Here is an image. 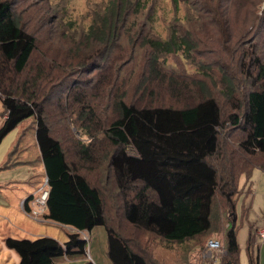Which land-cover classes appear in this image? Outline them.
Segmentation results:
<instances>
[{"label":"trees","instance_id":"1","mask_svg":"<svg viewBox=\"0 0 264 264\" xmlns=\"http://www.w3.org/2000/svg\"><path fill=\"white\" fill-rule=\"evenodd\" d=\"M46 1L0 0V100L5 111L0 144L11 131H18V139L2 167L31 165L32 174L26 183L38 190L46 181L48 188L45 218L77 231L70 232L64 243L49 235L7 237L6 245L19 254L18 264H67L57 259L74 252L86 253L87 241L78 231L100 224L108 231L110 264H163L150 257L144 247L135 249L109 223L102 190L81 171L83 161L96 160L94 140L105 137L114 147L106 155L108 171L123 196V215L130 224L168 242L198 239V245L204 244V248L215 231L214 207L220 194L221 211H234L223 222L227 227L223 264H240L235 209L241 177L251 178L255 168L264 170V44L256 40L264 41V11L260 15L258 5L261 0H202L204 12L198 18L187 16L188 27L173 25L165 40L144 35V43L157 52L148 62L147 76L143 73L138 85L137 92L142 96L134 103L118 95L115 114L107 126L105 121L95 119V110L105 95L92 93L95 97L88 104L86 92L90 91L83 85L95 86V78L90 75L107 69L103 48L119 35V30L124 31L133 16L126 28L127 36L132 35L145 2L108 0L106 6L93 10L92 22L82 33L83 44L76 50L77 44L73 40L72 45L70 39L76 33L74 21L62 24L64 18L58 21L56 12L49 15L52 7L41 6ZM179 1L173 0L176 10ZM40 30L46 32L47 39L36 34ZM142 33L139 30L136 34ZM56 35L60 36L58 39H70V43L54 40ZM39 38L44 45L39 44ZM249 39L255 41L251 52L245 50L244 44ZM197 49L203 50L200 55H213V62L201 61L199 69L213 80L211 68L216 66L215 79L225 87L224 100L231 101L237 112L224 110L222 100L205 79L182 86L172 76L165 79L159 71L158 52L182 51L191 60ZM77 74L78 78L71 81ZM155 77H160L158 83ZM259 83L261 87L257 86ZM240 84L245 85L242 98L237 93ZM66 92L69 105L81 103V123L77 116H67L69 107L66 100L63 103ZM169 94L176 95L179 105L167 102ZM28 121L34 122L33 127H24ZM227 121L242 128V137L235 139V147L227 143L232 134L221 139ZM59 124L71 136V150L65 144L68 141L54 133ZM98 133H103V137L98 138ZM84 136L90 137L91 144L83 141ZM29 140L31 145L27 144ZM260 154L263 159L254 160ZM32 197L30 194L28 200ZM25 209L30 211L27 203ZM251 242L252 235L248 248ZM191 261L190 264L204 263L200 257L192 256ZM253 263L250 255V264Z\"/></svg>","mask_w":264,"mask_h":264},{"label":"rangeland","instance_id":"2","mask_svg":"<svg viewBox=\"0 0 264 264\" xmlns=\"http://www.w3.org/2000/svg\"><path fill=\"white\" fill-rule=\"evenodd\" d=\"M134 1L136 0H130L129 2L134 3ZM142 1L145 2L144 9L141 10L143 12L139 13L136 17L138 24L134 27V30L131 33L132 35L129 37L127 36L126 28H128L130 22L133 21V16L129 18L128 23L124 27V31L119 30V35L115 37L109 46H105V49L103 48L102 54H105L104 58L107 69L102 72H94L93 75H90L94 76V85L97 86V88L95 86L91 87V84L83 85L87 91H90L86 92L88 104L92 103L93 98L95 97L92 93L96 94L98 92L101 95H105L100 101V106L95 110V119L105 121V126L109 124L115 114L113 111L114 102L118 95H123L127 102L134 103H137L142 96L141 92H137L138 85L141 83L143 73H147L146 69L150 58L157 52L153 51L148 44L144 43L143 36L147 34L150 38L165 40L170 37L171 27L173 25L178 26V28H186L189 26V23L186 21L187 16L198 18L202 12H204L202 0H180L178 10L175 9L173 0ZM256 2L258 3V0H256ZM107 3L108 0H47L46 3L41 6H51L52 12L49 13V15L56 12V15H58V21L61 18H64L62 24L64 21H74L76 33L70 39L71 44L73 40L74 43L77 44V47L73 46L77 50V48H81L80 46L83 44L82 33L86 31L92 22L93 10L106 6ZM247 5L248 1H245L244 6ZM258 5L260 8L259 14L262 15L264 11V0H261ZM219 16L220 15H218V17ZM99 21L102 26V19H99ZM31 26L34 28V21L31 22ZM121 26L122 22L119 23V27ZM191 28L193 29V27ZM135 30L136 32L134 33ZM139 30H143L141 35L136 34ZM37 32L38 33L36 34L41 38H46V32H44V30ZM58 36L59 35H56L54 40L58 39ZM243 36L248 37L246 33H244ZM41 38H39V44L44 45ZM70 39L59 38L58 41L63 44H69ZM256 40H258V43L262 42L264 44L262 39L257 38ZM244 44H246L245 50H248V52L254 51L255 41L253 39L244 41ZM199 51L203 50H193L192 57H190L191 60L185 58L182 51L173 53L158 52L157 67L160 69L159 71L161 73L165 74V79L168 80L172 76L176 81L180 82L182 86H185L186 84L192 85L194 84V80L199 81L200 79H205L207 83H210L212 90L218 96L220 101L222 100L221 103L224 110L227 113L237 112V109L232 106L231 101L224 100L223 91L225 87L215 79L218 78L216 66L212 65L211 68L213 71L211 74L214 76L213 80L209 77H205L199 69V62H213V55H209L207 52L200 55ZM240 52L242 53V51ZM75 57L76 54L73 52V59ZM231 65L232 70L235 73L236 67L234 62H231ZM251 68L254 70L253 66ZM211 69H209V71H211ZM145 76H147V74H145ZM77 78L78 74L74 75L71 81L76 80ZM159 80L160 77L154 78L156 83H158ZM257 86L261 87L262 84L260 85L259 83ZM192 92L196 94L195 90ZM237 93L241 98L244 97V84H240L239 88H237ZM67 94H69V92H66L63 95V103L66 100L65 103L68 104L69 107L67 116H77L76 120H79L81 123L84 119V116L81 115V103L77 102L69 105ZM166 98L167 102L179 105L175 94H169ZM143 99L145 100L146 97ZM182 100L183 98L180 99V102H182ZM243 110V108L239 110V113H242ZM55 112L60 115L59 111L55 110ZM4 116L5 111L0 100V125ZM33 125V121H28L24 127H33ZM64 128L65 126L59 124L57 130H54V133L60 137L62 136L64 140L68 141L65 142V144L68 149L71 150L73 146L71 143L72 139L71 136L67 134V131L63 130ZM71 129L75 132L74 135L79 139L80 135L76 133L75 127L72 124ZM241 129V125L233 126L231 121H227L222 128L221 139L223 140L228 134H232V139L227 140V143L235 147V139L237 140L242 137L243 133ZM16 132V130L11 131L1 142L0 163L1 159L6 157L8 153L7 149L9 148ZM29 132L32 134L31 131ZM238 133L240 135H237ZM97 135L98 138L103 137V133H98ZM89 139L90 137H83V141L85 140L87 143L90 141ZM30 142H32V140H29L27 144L31 145ZM91 142L92 140L90 141V144ZM93 145H95L94 155L96 160L94 162L83 161L84 167L81 171L102 190L109 223L112 224L119 233L126 237L135 249H142L144 247L150 257L157 258L163 264H190L192 262V256L193 258H204L202 253L205 247L203 248L204 244L202 246L198 245V239L188 240L187 242H168L154 232L133 226L124 218L123 196L118 191L117 185L108 171L109 166H107L108 161L106 155L108 154V151L112 150L114 147L109 144L106 137L105 139L94 140ZM29 152L35 159L32 150ZM68 155L71 159V155ZM38 158L40 160V157ZM260 159H263L261 158V154L258 156L256 155L254 160ZM75 161L81 165L77 158ZM26 170H29L30 172V167L23 166L22 169L11 168L3 170V172H0V178L8 179V181L11 178H24L26 177ZM253 180L255 183L254 192L249 181L246 182V184H240L238 191L239 198L236 202V226L240 245V264H250L247 253L250 226H264V172L257 170L254 173ZM44 188H47L46 181L38 190H35L33 196H42ZM27 189H29L27 184H11L8 188H2L0 191L7 196H26L25 191ZM245 195L248 197H245ZM217 196L213 216V222L215 224L213 229L215 231L210 235V238L217 237L225 243L226 239L224 231L227 227L225 224L223 225V222L226 221V218L230 217V213L228 209L227 211L226 209L221 211L223 206L219 204L220 194ZM248 205L250 206V209L245 210L244 213V208ZM11 206L12 208L6 211V213L0 211V264L19 263L20 257H16V254L17 256L19 254L5 244L6 237L34 238L39 235H49L64 243L68 239V234L70 232L77 231L71 226L61 225L45 218L43 211L38 214H36L34 210H30L29 212L25 211L19 200L11 202ZM35 215H41L42 218ZM219 221H222V223L217 224ZM258 230L259 229H257V231ZM78 232L80 236L87 241L86 253H70L69 255L60 257L57 261L65 262L67 264H86L88 261H91L92 264H110V259L107 253L108 231L106 226L100 224L94 226L91 230H79ZM225 255L226 254H224L223 258ZM189 256L190 259L186 260ZM258 262L259 264H264V248L263 251H261V254L259 253Z\"/></svg>","mask_w":264,"mask_h":264},{"label":"crops","instance_id":"3","mask_svg":"<svg viewBox=\"0 0 264 264\" xmlns=\"http://www.w3.org/2000/svg\"><path fill=\"white\" fill-rule=\"evenodd\" d=\"M15 130L17 131V129H15ZM17 139H18V131L16 132L14 138H12V141H11V143L9 145V148L7 149L8 153H7L6 157H3L1 159V163H0V168L1 169H0V172H3V170H7V169H11V168H13V169H22L23 166H29L30 167V172H29V170H26V172H25L26 173V175H25L26 177H24V178H11V179H9V181H8V179H1L0 178V189H2V188H8L9 185H11V184H27L26 183V180L32 174V170L33 169H32V166L29 165V164H18L16 166L7 167V168H3L2 167L3 162L6 160L7 156L10 153V150L13 148V145L15 144V142L17 141ZM257 170H259L261 172H264V170H262L261 168H255L253 170V173H252L251 178H247L245 176H242L241 177V184L242 185L243 184H246V182L249 181V183H251V188L253 189V192H254V188H255V183H254V180H253V176H254V173ZM27 186L29 187V189H27L25 191L26 196H7L6 194H3L2 191H0V211L2 213H6V211H8L9 209L12 208L11 202L17 201V200L20 201V204L22 205V207H23V209L25 211H27L25 209V203H27V205L30 208V210H34V211L41 210V208L38 207V201H39V197L40 196H33L30 200H28L30 194H33L35 192V190L33 188H31V186L29 184H27ZM35 195H37V194H35ZM245 197H248V196L245 195ZM249 209H250V206L248 205L247 207L244 208V213H245V210H249ZM235 212H236V215H237V208L235 209ZM233 213H234V211L230 212V215H232ZM35 216L42 218L41 215L40 216L35 215ZM252 226H250V230H249V236L252 235V242H251L250 247L247 249V253H248V256H249V262H250V255H251L252 258H253V262H254L253 264H259V262H258L259 253L261 254V251H263V248H264V240H262L258 236L257 229H260V228H262L264 226H262V227H258V226L257 227L256 226L252 227ZM249 236H248V239H249ZM237 238H238V234H237ZM238 242H239V240H238ZM16 257L19 258V255L17 256V254H16ZM19 260H20V258H19Z\"/></svg>","mask_w":264,"mask_h":264},{"label":"built area","instance_id":"4","mask_svg":"<svg viewBox=\"0 0 264 264\" xmlns=\"http://www.w3.org/2000/svg\"><path fill=\"white\" fill-rule=\"evenodd\" d=\"M43 195L39 197L38 207L41 210L34 211L36 214L43 211L45 208V201L48 196V188L43 189ZM258 236L264 240V227L260 228L257 232ZM227 253V248L223 240L217 237H211L207 240L204 251L202 253L204 259L203 264H223L222 258Z\"/></svg>","mask_w":264,"mask_h":264}]
</instances>
